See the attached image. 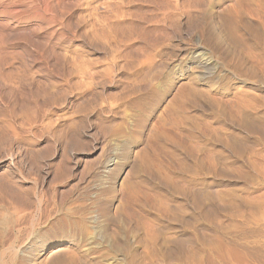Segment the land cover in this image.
Instances as JSON below:
<instances>
[{
	"label": "rangeland",
	"instance_id": "374dc122",
	"mask_svg": "<svg viewBox=\"0 0 264 264\" xmlns=\"http://www.w3.org/2000/svg\"><path fill=\"white\" fill-rule=\"evenodd\" d=\"M0 264H264V0H0Z\"/></svg>",
	"mask_w": 264,
	"mask_h": 264
},
{
	"label": "bare ground",
	"instance_id": "6f19581e",
	"mask_svg": "<svg viewBox=\"0 0 264 264\" xmlns=\"http://www.w3.org/2000/svg\"><path fill=\"white\" fill-rule=\"evenodd\" d=\"M112 11V10H111ZM124 11V10H123ZM112 26V25H111ZM115 30V29H114ZM108 40V39H107ZM204 72V71H203ZM205 73V72H204ZM213 73V72H212ZM76 235V234H75ZM62 249V248H61ZM60 251H62V250H60ZM59 252V251H58ZM60 254V253H59ZM62 254V253H61Z\"/></svg>",
	"mask_w": 264,
	"mask_h": 264
}]
</instances>
